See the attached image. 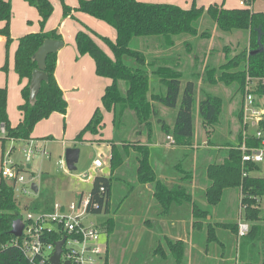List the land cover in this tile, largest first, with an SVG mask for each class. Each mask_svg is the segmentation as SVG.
I'll list each match as a JSON object with an SVG mask.
<instances>
[{"label":"trees","instance_id":"trees-1","mask_svg":"<svg viewBox=\"0 0 264 264\" xmlns=\"http://www.w3.org/2000/svg\"><path fill=\"white\" fill-rule=\"evenodd\" d=\"M26 1L37 9L42 27L52 13V4L49 0ZM243 1L245 2L244 6L224 8L223 4L217 3L209 4L207 7L197 6L196 0H192L189 8H183L169 2L78 0L75 10L105 21L115 30L114 40L97 35L90 29H88L89 31L78 30L75 34L78 53L90 55L94 60L96 74L111 80L101 96L103 109L112 112V123L115 130L120 128L119 124L128 112H131L133 122L144 130L135 132L138 134L137 138L135 136V140L129 139L131 127L127 126L126 122V125L122 124V132L118 134L120 144L116 145L114 139L108 141L111 145L110 169L113 170L120 165L127 155L128 149L132 148L137 154V180L140 183H155L154 195L162 204L163 212L167 211L176 197L180 198L179 201H186L190 196L181 185L166 186L155 178L149 163L148 146L142 143L138 137L142 133L146 134L148 138L151 137V117L157 114L154 102H158L166 107L176 108L172 128L159 119L161 129L166 133L171 131L175 145L189 147L193 133L192 105L196 81L194 78H189L181 90L182 75L177 68L178 61L171 62L160 56H147L132 48L131 41L136 37L161 36L166 45L172 46L174 37L177 35L207 38L211 34L210 31H199L195 25V22L204 15L214 22L221 39L226 36L223 34L224 32L226 34L243 32L245 33L243 45L234 49L232 55L229 54L230 49L223 46L221 51L224 60L217 66L205 64L203 60H200L198 53L193 56L195 66H192V72L195 71L193 77L203 74L207 83L221 82L227 86L235 84L241 92L247 74L251 77H264V12L251 8L253 0ZM70 11L71 8L64 4L63 14L66 16ZM10 16V0H0V21H4L0 33H7ZM91 34L96 35L108 46L112 56H109L97 44ZM49 38L62 40L55 30L44 31L41 28L38 32L23 35L17 41L14 53V70L19 80H25L21 89L23 102L18 106L21 118L15 126H11L6 110L7 91L5 87H0V141L2 142L9 139H31L33 127L38 120L47 118L52 112L61 114L66 112L67 102L54 76L56 52L46 55L43 68L46 78L41 81L35 98L32 101L30 99L31 75L37 68L34 55L43 41ZM183 44L182 47L187 50V53L194 49L193 44L188 40H185ZM199 62L201 67L199 66L200 68L196 70ZM152 75L157 76L163 84V94L149 93V81ZM256 93L263 98L264 102V87L258 88ZM220 108L221 101L218 95L206 94L200 101L199 114L207 135L210 133V128L218 122ZM239 111L238 109L236 114L238 121L240 120ZM103 126V111L97 107L76 134L75 140L84 141L83 136L86 133L101 136ZM260 127L264 130V119L260 122ZM236 138L239 140L238 134ZM98 140L100 139L93 141ZM240 155L239 149L230 145L222 162H212L207 166L206 176L210 184L206 188L205 195L209 205H216L221 201L225 189H239L240 206L243 209L244 218L247 219L250 226L246 235L242 236L243 238L240 237V257L237 264H264V209L255 199L264 198V176L259 175L262 167L252 164L247 165V175L242 176ZM177 166L181 169V163H178ZM112 180L110 175L97 174L94 176L89 192L88 210L91 213L109 212ZM100 187H103L104 190L101 191ZM32 208L37 209L36 206ZM195 212L205 213L204 218L207 215V210L203 211L199 207H193L196 219L194 224H199L200 216ZM17 217H19V208L14 199L12 188L2 182L0 183V242L5 243L11 238L9 230L12 221ZM216 224L217 227L226 228L231 233L237 234V222ZM103 226L107 232L112 230L114 228L113 218H108ZM208 228V241L219 242L214 227L210 225ZM165 240L174 263L179 264L183 256V242L178 239L165 238ZM154 251H159L162 254L164 252L160 245ZM0 264H50V262L48 259L42 258H35L31 261L23 255L18 247L8 245L0 249ZM103 264H107L106 259Z\"/></svg>","mask_w":264,"mask_h":264},{"label":"rangeland","instance_id":"rangeland-1","mask_svg":"<svg viewBox=\"0 0 264 264\" xmlns=\"http://www.w3.org/2000/svg\"><path fill=\"white\" fill-rule=\"evenodd\" d=\"M49 1L52 4L53 10L42 27L40 26V22H38L40 16L35 7L30 5L26 0L10 1L11 16L8 22L7 33H0V85L6 86L7 90L6 110L9 123H16L18 121V106L22 100L21 85L17 80L18 75H16L17 73L14 70V51L18 39L25 34L32 33L30 32L32 30H40V27L42 28V30H44L47 26L51 28H57L58 26H60L63 29V37L68 41L66 49H69L73 45V35L77 22L75 17L65 18L63 16V5L69 2L70 4L77 5L78 0ZM191 1L192 0H176L173 2L179 3L181 4V6H190ZM201 1L204 4L213 2V0ZM217 1L222 4L224 3V5L232 6L238 3L239 0ZM251 5L252 8H256L257 10H262L264 12V0H253ZM89 16L88 14H86L85 17H87L88 20H84L88 25L95 27L98 33L108 35L110 34V29H114L105 21L99 20L97 18V21H89V19H91ZM91 17L95 19V17ZM97 22H100L103 26H100ZM195 25L198 27L199 31L208 30L210 31V33H214L213 38H211L213 34H210V36L207 38H194L190 35L187 36L189 37L188 41H190L194 45L193 53H198V55L200 56V60H203L205 64L217 66V63H221L224 60L222 51L218 54V51L220 49L222 50L223 46H227L228 49H230L229 54L232 55V53L235 51L234 49H238L244 43L245 33L243 32H241V34L240 32L237 34H226L224 32L223 34H225L226 36L224 39H221V37L219 36L220 33L215 30L216 28H212V26L215 27L214 22L207 16H205L204 18H200L195 22ZM136 41L137 40L131 41L132 48H136ZM210 46H212V49L209 48ZM103 47L108 50V47L105 46V44ZM216 48L219 49L216 51ZM210 51L212 52L210 53ZM193 53H189V59L187 52L181 53L183 54V62H185L187 59L188 61L191 59V62H189L191 64V68L189 65L187 71L185 68L186 64L181 66L182 78H194V80L196 81L193 95L194 100L192 105L193 133L190 138L191 145L189 147H185L188 151H184V153H181L180 149L167 151L166 153L163 152L165 150L159 152L158 149H154V145L151 142H155L157 140L156 131L158 121L151 122V139L148 145L149 151H153L154 149L159 152L157 154H153L154 161H156V156L158 158V154L163 153L162 156L165 160V163H182L181 168L184 171L188 169V163H207V159L212 155V153L215 155V157L213 158L214 163L222 162L223 155H227V148L230 147V145H235L237 138H234L237 136L239 131V121L236 120V114L240 106V89L237 88L235 84L227 86L223 85L221 82L214 84H201L200 82L203 81L199 80L204 79L205 75L201 74L200 78L196 76L193 77L195 72H192V66H195V62L194 60H192ZM87 57L86 59H88ZM90 59L91 60H88L90 63L88 65H85V68L81 71L80 75L72 81V84L76 85L74 90L67 92V98H69L67 104V112L65 114L52 112L47 118L38 120L33 127L32 134L34 136L43 137L52 135V139L46 142L45 153L41 148L39 150H34L33 154L31 155L30 161L27 162L24 160L22 153V148L24 147V143L22 140L9 139L4 140L3 142L0 141V167L2 156H8L9 160L12 163L16 164L15 166L25 167V171L23 172L26 179L30 184L34 183L37 186V191H34L32 194L20 198V205L27 203L31 206L34 203L33 206H36V210H42V206H44L46 203H68L70 201L76 202L81 194L82 197L88 196L92 184L91 177L96 174H109L108 165L106 167H104L103 165V168L102 166L99 168L94 167V159L97 158L103 161V157L100 156V152L105 151L102 149L99 150V147L94 144H90L87 141L83 142L75 140L76 133L84 126L86 122L85 121L82 125V121L80 120L82 115L84 113L90 114L89 111L91 110L92 112L94 107L98 104L100 105L99 108H101L102 106L100 102L104 89L103 81L94 71L93 58L90 57ZM83 62L85 61L82 60L80 65ZM199 66L200 62L198 63L196 70L201 67ZM184 84L185 83L183 82L181 90L184 87ZM159 89H161V86H158L157 92H162L163 94L164 86L162 85L161 91ZM206 94L218 95L221 101V110L219 113L218 122L212 128H210V133L208 135L206 133V129L203 127L201 116L199 114L200 101L205 97ZM173 109L175 108H170L169 111L174 112ZM103 116L104 126L102 131L104 137L114 138L117 131L118 134H121L123 129L121 128V126H123L122 124L126 125V123L127 126L130 125L129 127H131L129 130L131 131V137H129V139H136V131H144L140 125L137 126V123L135 124L133 122L131 112H128L125 115V118H123V121H121L119 124L120 128L115 131H112L111 119L109 118L108 111L103 110ZM158 129V131H162L160 126ZM169 132L171 134V131ZM98 136L99 135H97V137ZM167 137L169 140H172L173 143L174 137ZM142 139H144V136L142 137ZM117 140L119 139L117 138ZM24 141L26 144L30 141V139ZM70 147H75L79 150L78 159L75 163L74 170H68L65 163V151ZM191 151L195 153L193 154V152ZM106 155L108 156V152H106ZM149 155H151V152ZM124 158H126V155ZM104 159L106 163L109 160L108 157H104ZM128 161L131 165H133V163H138L136 152L134 153L132 151L129 154ZM27 165L30 166L27 167ZM85 173L88 174L87 178L83 177ZM184 175L183 177H186ZM259 175L264 176V166H262V171L259 172ZM116 184L117 183L114 184L115 186L111 191L112 196L109 204V212H102L97 214L91 213L87 216V220L94 221L101 227L102 230L100 234V243L102 245L108 243L109 254L111 257L109 260H111L112 264H126L127 262L130 264H138L139 262L142 263L144 260H146L147 254L146 252L144 253V251L139 247V249L137 250L134 249V235L138 232L137 226L129 225L128 219H126V216L123 215L127 211L128 202L124 199L129 193L130 190L128 189H130V187L129 185H125V188H123L122 186V189H119L118 187H116ZM237 201H239V197ZM222 205L223 202L216 209L218 215L223 212ZM260 206L262 207V209H264V198L261 199ZM111 217L114 220V228L107 232L104 230L103 224L108 218ZM239 217L244 218L243 209L241 208L240 204L232 213L228 222H237ZM219 218H223L222 214ZM217 234L218 238H220L221 241L225 244L224 247L218 246V248L221 250L225 249L228 252L227 255L232 258V260L228 261L227 264H231L233 261H235V263L237 264L240 257L241 238H238L237 234L235 235L228 230H219ZM97 264H103V261L99 259L97 261Z\"/></svg>","mask_w":264,"mask_h":264},{"label":"crops","instance_id":"crops-1","mask_svg":"<svg viewBox=\"0 0 264 264\" xmlns=\"http://www.w3.org/2000/svg\"><path fill=\"white\" fill-rule=\"evenodd\" d=\"M139 1L169 2V3L178 4L181 6V4L173 2L176 0H139ZM239 1L238 3L232 6H227V5H224L223 3V7L224 8L241 7V5L239 4ZM208 3L209 4H212V3L222 4V3H219L217 0H213V2H208ZM196 4L197 6H203V7H207L209 5V4L202 3L201 0H196ZM66 5L71 8V11L66 16L63 14V16L65 18L75 17L76 22H77L75 30H74V35H73V43H72L73 45L69 49H66V45L68 44V41L63 37V29L60 26H58L57 28L56 27L51 28L47 26L44 29V31L55 30L61 36V39H62V45L56 51L54 76H55L57 84L59 85V87L61 88L63 92V97L68 104L69 98H67L68 97L67 92L73 91L74 88L76 87L75 84H72V81L76 79L77 76L80 75L81 71L85 68V65H88L90 63L88 60H91L90 55L88 54L80 55L78 53L76 44H75L76 32L78 30L89 31L88 29H90L92 32H94L97 35L106 36L109 39L114 40L115 30L110 29L109 31L110 34L108 35L98 33L95 27L88 25L86 21L84 20V19H87V17H85L87 13L75 10L78 4L77 5L70 4L69 2V3H66ZM181 7L189 8L190 6H181ZM251 8H252V5H251ZM252 9L255 11H262V10H257L256 8H252ZM89 17L91 18L89 19V21L91 20L97 21L96 18L94 19L91 16ZM204 17L205 15L203 16V18ZM97 23L100 26H103L101 25L100 22H97ZM3 25H4V21H0V28ZM212 28L215 29V27L213 26ZM39 29H41V27ZM38 31L40 30H32L30 32L35 33ZM211 34H213L211 37L213 38L214 33L211 32ZM234 34H237V33H234ZM91 35L94 38V40L97 42V44H99V46H101L107 52V54H109V56H112L110 49L108 48L107 50L105 47H103L105 43L101 39H99L96 35L94 34H91ZM194 38H198V37H194ZM134 40H137L136 41L137 46L134 49H137L143 52L147 56H150V57L160 56L162 58L168 59L171 62L178 61V66H177L178 70H181L182 69L181 66L185 64H186L185 66L186 71L189 65L191 68V64L189 63L191 62V59L188 61L190 52L187 54L188 59L185 62L182 61L183 54L181 53L187 52V50L184 49L182 45H184L183 42L185 40H189L186 35L175 36L174 44L172 46L166 45L164 39L161 36L136 37L132 41ZM105 46L107 45L105 44ZM16 47H17V42H16ZM209 48L212 49V46H210ZM218 49L219 48H216V51ZM211 52L212 51H210V53ZM192 53H193V49L191 50V54ZM219 53H221V49L218 51V54ZM195 54L196 53H193V56ZM87 56H90V57H87ZM193 56H192V60L194 59ZM86 57L88 59H86ZM82 60L85 62H83L80 65ZM94 71H95V64H94ZM99 77L102 79L104 89H105V87L110 84L111 80L109 78H105L101 76ZM200 77L201 76H199L198 78ZM188 79L189 77L181 78V87H182V83L183 82L185 83ZM17 80L20 83L21 89H22L25 83V80H19L18 76H17ZM199 81H203V82H200L201 84L207 83L206 81H204V79H200ZM162 85L163 84L160 82L159 78L157 76L152 75L149 81V86H150L149 93H157L158 86H161V89H162ZM0 87L6 88V86L4 85H0ZM104 89H103V92H104ZM161 89L159 90L161 91ZM22 102H23V98L19 104H21ZM154 105L156 107L157 114L151 117V122H154V121L157 122L159 119H161L166 125L172 128L174 124V120H175L176 108L173 109L174 110L173 112V111H169L170 109L169 107H166L158 102H154ZM99 106H100L99 104L96 105L94 109L92 110V112L90 110L89 111L90 114L84 113L82 115V117L80 118V120L82 121V125L85 121L86 122L88 121V119L92 115L95 108ZM101 109L102 111L104 110L102 106H101ZM66 112H67V108H66ZM108 113H109V118L111 119L112 131L113 130L115 131L113 127V123H112V112H108ZM20 118H21V112L19 111L18 121L20 120ZM192 119H193V116H192ZM236 120H238V118ZM18 121L16 123H10L11 126H15L18 123ZM159 126H161V123L158 121L157 131H156L157 140L155 142H151L154 145V149H158L159 152H162V150H165L163 151L164 153H166L167 151L178 150V149H180L181 153H184V151L185 152L188 151L185 147L177 146L174 143H172V140L168 139L167 136H172L170 132L166 133L163 130L158 131ZM130 133L129 135H131ZM143 136H144V139H142ZM117 138H118L117 132L114 138H107L103 136V131H102L101 137L100 136L97 137V135L96 136L88 135V133H86L83 136L84 141H87L90 144L96 145L97 147H99V150L102 149L105 151V152H102V151L100 152V156L103 157V161L99 159L98 160L102 163V168H103V165L104 167L108 165L109 174H106L105 176L110 175L112 177L113 179L112 189L115 186L114 185L115 183H117L116 187H118L119 189H122V186L123 188H125L126 187L125 185H129L130 187V189H128L130 191L126 195V198L124 199L128 203H127V211L123 215H125L126 219H128L129 225L137 226L138 232L135 233L134 235V239H135L134 249L137 250L141 248V250H143L144 253L146 252L147 254L146 260H144L142 263L139 262L138 264H175L171 254L169 253L166 247L165 238L178 239L183 242V256L179 264H227L228 261L232 260V258L229 257V255H227L228 252L225 249L221 250L218 248V246H222V247L225 246V244L221 241L220 238H218L219 242H216V241L209 242L207 239L208 238L207 232L209 229L208 227L210 225L214 227L217 237H218L217 233L219 230H228L226 228L217 227L216 223L228 222L232 213L235 211L237 206L240 204V201H237L238 197L240 200V191L238 188L225 189L223 191L222 199L218 204L216 205L208 204L205 193H206L207 186L210 184V181L206 176V168L209 164H212V162H214L213 158L215 157V155L212 153V155L208 157L207 163H188V164L186 163L188 166V169L186 170V179H184L183 177V175L185 174L184 170L182 168H181L182 170L179 169V167L177 166L178 162L177 163H165V160L162 156L163 153L158 154L159 155L158 158L156 156V161H154L153 154H157L159 152H157V150H154V149L153 151L152 150L149 151V154L151 152V155H149L150 166L153 169L155 178L161 183L165 184L166 186H171V185H176V184L181 185L186 190L187 194H189L190 196V198L186 201H181V200L179 201L180 198L176 197L174 201L171 203V205H169L167 211L163 212L162 204L156 199L154 195L155 183L154 182L140 183L137 180L136 171H137L138 163H133V165H131L128 161L129 154L132 151L134 152L132 148L128 149L129 153L126 155V158H123V162L120 165H118L115 169L113 170L110 169L109 160L106 163L104 157L105 158L108 157V159L110 158V149H111V145L108 141L111 139H114V143L116 145H119L120 140H117ZM51 139H52V135L37 137L31 133L30 140H32L34 142V145H36L39 149L41 148L42 151H45L46 142ZM96 139H100V140L93 141ZM138 139H140L142 143L148 146L151 138H148L146 134L142 133L140 134ZM234 139H236V137ZM22 141L25 146L26 145L25 141L24 140ZM106 152H108V156L106 155ZM194 153L195 152H193V154ZM225 156L226 155L224 154L223 158ZM94 160H97V158ZM111 196H112V193H111ZM111 196H110V200H111ZM222 202H223V205H222L223 212L221 211L222 212L221 214L223 218H219L221 214L218 215V213L216 212V209L218 206L222 204ZM51 206H52V203H49V204L46 203L42 207H43V210H48L51 208ZM194 206L200 207V209H202L203 211L207 210V215L204 218H203V215L205 213L202 214V212H195L196 215L200 216L198 218V221H200L199 224H194L196 220L194 218V213H193ZM105 245H106V253L102 261L104 262L106 259L107 264H112L111 260H109L111 257L109 254L108 243L107 244L105 243ZM158 245H160L163 248V251H164L163 254L159 251L157 252L154 251ZM232 263H235V261H233ZM126 264H130V263L127 262Z\"/></svg>","mask_w":264,"mask_h":264},{"label":"built area","instance_id":"built-area-1","mask_svg":"<svg viewBox=\"0 0 264 264\" xmlns=\"http://www.w3.org/2000/svg\"><path fill=\"white\" fill-rule=\"evenodd\" d=\"M239 4L244 6L245 2L240 0ZM261 87H264V77H251L247 74L240 92L239 140H236L234 147L238 148L241 154L242 176L247 175L248 164L264 166V130L260 127V122L264 119V102L263 98L256 93V90ZM34 150L39 148L30 140L22 148L25 161H30ZM15 165L8 156H2L0 183L3 182L12 188L23 229L20 236H11L7 242H0V249L13 245L31 261L35 258L49 260L56 241L64 238L61 245L60 264L66 262L97 264L99 259L102 260L106 253V245L100 243L101 229L96 222L87 220V216L91 214L88 210L90 194L87 197H82L81 194L76 202H54L48 210H36L27 203L20 205V198L34 191L31 188L32 184L24 175L25 167ZM101 166L102 163L98 159L94 160L95 168ZM94 176L91 177L92 180ZM83 177L87 178L88 174L85 173ZM100 190L104 188L100 187ZM255 199L261 203V200ZM248 231L249 222L239 217L237 237L246 235Z\"/></svg>","mask_w":264,"mask_h":264},{"label":"water","instance_id":"water-1","mask_svg":"<svg viewBox=\"0 0 264 264\" xmlns=\"http://www.w3.org/2000/svg\"><path fill=\"white\" fill-rule=\"evenodd\" d=\"M62 45V40L59 39H45L43 43L37 49L34 57L37 61V68L34 69L31 75L30 80V99L31 101L35 98V95L39 89L40 83L43 79L46 78V73L43 68L45 65V58L48 53L56 52ZM79 150L75 147L67 148L65 151V163L68 170L75 169V163L78 159ZM30 165H27L29 167ZM31 178V177H30ZM29 178V179H30ZM33 191H37V186L33 183L31 185ZM23 223L19 217L15 218L11 223V228L9 230V234L12 236H20L22 234ZM64 241V238L56 241L54 251L50 256V264H60V253H61V245ZM65 264H69L66 262Z\"/></svg>","mask_w":264,"mask_h":264}]
</instances>
